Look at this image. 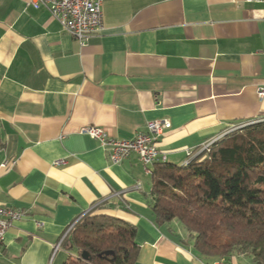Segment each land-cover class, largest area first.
Wrapping results in <instances>:
<instances>
[{"label": "crops", "instance_id": "0c3cea01", "mask_svg": "<svg viewBox=\"0 0 264 264\" xmlns=\"http://www.w3.org/2000/svg\"><path fill=\"white\" fill-rule=\"evenodd\" d=\"M30 1L0 0V206L24 214L0 264L76 262L64 242L98 215L135 227V264L219 263L198 257L176 221L154 222V165L135 155L112 164L81 130L129 140L167 121L157 163L182 167L235 126L264 120L263 5L104 0L101 30L81 46Z\"/></svg>", "mask_w": 264, "mask_h": 264}, {"label": "trees", "instance_id": "16d2710c", "mask_svg": "<svg viewBox=\"0 0 264 264\" xmlns=\"http://www.w3.org/2000/svg\"><path fill=\"white\" fill-rule=\"evenodd\" d=\"M232 130L182 167L156 163L149 208L156 225L176 221L202 260L264 264V120ZM136 229L84 216L64 242L71 264H135ZM86 252L90 261L82 260ZM113 252L114 256H105Z\"/></svg>", "mask_w": 264, "mask_h": 264}, {"label": "built area", "instance_id": "2783aa9c", "mask_svg": "<svg viewBox=\"0 0 264 264\" xmlns=\"http://www.w3.org/2000/svg\"><path fill=\"white\" fill-rule=\"evenodd\" d=\"M247 1L258 2L264 8V0ZM103 3L104 0H31L28 6L35 10L45 9L52 18L61 24L66 33L83 46L92 35L102 28ZM258 97L260 99L264 97L263 89H259ZM169 128L170 124L167 121H151L146 124L145 132L137 133L129 140L108 138L101 129L95 127H85L81 133L89 136L105 148L112 164H120L130 156L135 155L143 167L147 168L156 164L157 161L166 160L165 155L158 148V140ZM211 144L204 146L203 151L208 150ZM64 164L63 161L54 163L56 166ZM23 217L24 214L18 210L0 206V248L4 243L6 232Z\"/></svg>", "mask_w": 264, "mask_h": 264}, {"label": "rangeland", "instance_id": "374dc122", "mask_svg": "<svg viewBox=\"0 0 264 264\" xmlns=\"http://www.w3.org/2000/svg\"><path fill=\"white\" fill-rule=\"evenodd\" d=\"M249 124V123H248ZM247 125V124H246ZM245 125H241V127H239V126H235L234 128H233V130H237L238 128H242V127H244ZM235 264H249L248 263V261H247V259H245L244 257H237L236 258V260H235Z\"/></svg>", "mask_w": 264, "mask_h": 264}, {"label": "water", "instance_id": "95a60500", "mask_svg": "<svg viewBox=\"0 0 264 264\" xmlns=\"http://www.w3.org/2000/svg\"><path fill=\"white\" fill-rule=\"evenodd\" d=\"M105 256H111V257H113L114 254H113V252H105ZM81 258H82V260H84L86 262H89L90 261L89 255L86 252H83L81 254Z\"/></svg>", "mask_w": 264, "mask_h": 264}, {"label": "bare ground", "instance_id": "6f19581e", "mask_svg": "<svg viewBox=\"0 0 264 264\" xmlns=\"http://www.w3.org/2000/svg\"><path fill=\"white\" fill-rule=\"evenodd\" d=\"M188 162H189V161H186V162L184 163V165H187V164H188Z\"/></svg>", "mask_w": 264, "mask_h": 264}]
</instances>
